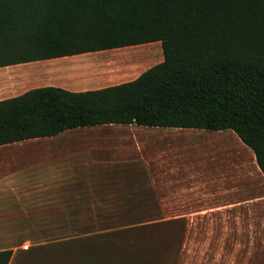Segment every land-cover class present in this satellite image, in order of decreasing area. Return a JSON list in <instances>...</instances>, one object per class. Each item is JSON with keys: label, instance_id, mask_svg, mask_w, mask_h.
Returning <instances> with one entry per match:
<instances>
[{"label": "trees", "instance_id": "16d2710c", "mask_svg": "<svg viewBox=\"0 0 264 264\" xmlns=\"http://www.w3.org/2000/svg\"><path fill=\"white\" fill-rule=\"evenodd\" d=\"M157 41L164 58L134 79L0 99V146L105 124L231 130L264 174V0H0V67ZM143 214L129 206L90 217ZM82 229L59 246L95 247L90 264H103L108 243ZM13 254L1 248L0 264Z\"/></svg>", "mask_w": 264, "mask_h": 264}, {"label": "crops", "instance_id": "0c3cea01", "mask_svg": "<svg viewBox=\"0 0 264 264\" xmlns=\"http://www.w3.org/2000/svg\"><path fill=\"white\" fill-rule=\"evenodd\" d=\"M29 63L0 67V99L23 93L29 81L37 82ZM93 76L98 87L69 89H95L121 77ZM226 131L105 124L1 145L0 215L54 217L67 223L63 218L129 206L160 210L155 204L163 200L159 188L178 194L221 193L225 181L243 172L241 164L234 169L233 143L221 137ZM237 139L240 150L249 149ZM239 159L241 163L247 157L241 154ZM58 228L54 232H68Z\"/></svg>", "mask_w": 264, "mask_h": 264}, {"label": "rangeland", "instance_id": "374dc122", "mask_svg": "<svg viewBox=\"0 0 264 264\" xmlns=\"http://www.w3.org/2000/svg\"><path fill=\"white\" fill-rule=\"evenodd\" d=\"M163 58L162 44L157 41L153 45L35 61L28 68L37 73V82L29 81L25 90L41 85L98 87L94 74L101 78L121 76L102 86L115 84L134 79ZM221 137L233 143L234 169L240 164L243 168L242 175L233 172L234 176L225 181L223 192L178 194L159 188L163 200L155 204H160V210L143 209L142 216L132 215L135 217L121 221L87 216L63 218L67 223H61V218L54 217L0 215V249L14 250L10 264H90L89 252L95 247L68 248V242L59 246L57 240L68 238V234L54 232L62 227L69 234L76 233L74 230L82 227L88 234H102L101 245L108 243L101 246L103 264H264V175L257 167L255 153L250 148L240 150L238 135L227 130ZM240 152L247 157L241 163ZM151 213L158 214L149 216ZM113 230L120 232L106 235ZM114 235L118 237H111Z\"/></svg>", "mask_w": 264, "mask_h": 264}]
</instances>
